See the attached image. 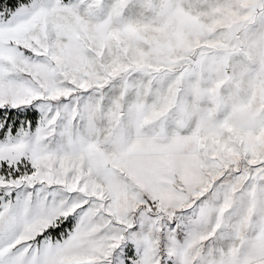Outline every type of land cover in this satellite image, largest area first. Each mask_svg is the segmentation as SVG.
I'll return each instance as SVG.
<instances>
[{
  "label": "snow or ice",
  "instance_id": "1",
  "mask_svg": "<svg viewBox=\"0 0 264 264\" xmlns=\"http://www.w3.org/2000/svg\"><path fill=\"white\" fill-rule=\"evenodd\" d=\"M0 264H264V0H0Z\"/></svg>",
  "mask_w": 264,
  "mask_h": 264
}]
</instances>
